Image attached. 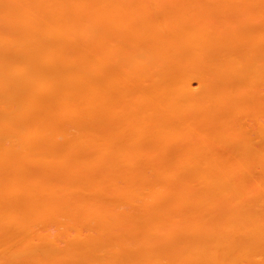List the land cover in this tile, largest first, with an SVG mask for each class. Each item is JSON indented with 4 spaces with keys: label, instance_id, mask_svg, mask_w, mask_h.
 I'll list each match as a JSON object with an SVG mask.
<instances>
[{
    "label": "bare ground",
    "instance_id": "6f19581e",
    "mask_svg": "<svg viewBox=\"0 0 264 264\" xmlns=\"http://www.w3.org/2000/svg\"><path fill=\"white\" fill-rule=\"evenodd\" d=\"M0 264H264V0H0Z\"/></svg>",
    "mask_w": 264,
    "mask_h": 264
}]
</instances>
